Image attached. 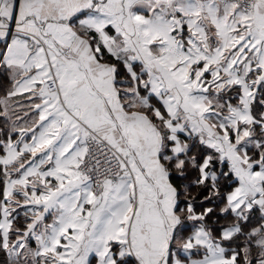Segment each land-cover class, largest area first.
Returning a JSON list of instances; mask_svg holds the SVG:
<instances>
[{
	"label": "snow or ice",
	"instance_id": "snow-or-ice-1",
	"mask_svg": "<svg viewBox=\"0 0 264 264\" xmlns=\"http://www.w3.org/2000/svg\"><path fill=\"white\" fill-rule=\"evenodd\" d=\"M0 264H264V0H0Z\"/></svg>",
	"mask_w": 264,
	"mask_h": 264
}]
</instances>
